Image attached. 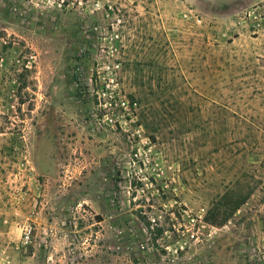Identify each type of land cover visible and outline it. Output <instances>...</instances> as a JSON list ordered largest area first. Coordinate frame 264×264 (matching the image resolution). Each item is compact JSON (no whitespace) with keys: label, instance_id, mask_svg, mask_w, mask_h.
I'll list each match as a JSON object with an SVG mask.
<instances>
[{"label":"rangeland","instance_id":"1","mask_svg":"<svg viewBox=\"0 0 264 264\" xmlns=\"http://www.w3.org/2000/svg\"><path fill=\"white\" fill-rule=\"evenodd\" d=\"M0 264H264V0H0Z\"/></svg>","mask_w":264,"mask_h":264},{"label":"trees","instance_id":"2","mask_svg":"<svg viewBox=\"0 0 264 264\" xmlns=\"http://www.w3.org/2000/svg\"><path fill=\"white\" fill-rule=\"evenodd\" d=\"M247 196L244 198H238L235 197L234 195H224L223 199L221 200L222 203L226 206V210H227V215H225L224 217H220V219L217 221H215L213 224L216 226H222L225 224V222L229 219V217L235 213L246 201Z\"/></svg>","mask_w":264,"mask_h":264},{"label":"built area","instance_id":"3","mask_svg":"<svg viewBox=\"0 0 264 264\" xmlns=\"http://www.w3.org/2000/svg\"><path fill=\"white\" fill-rule=\"evenodd\" d=\"M29 238H30V233L27 232V233H26V239L29 240Z\"/></svg>","mask_w":264,"mask_h":264}]
</instances>
